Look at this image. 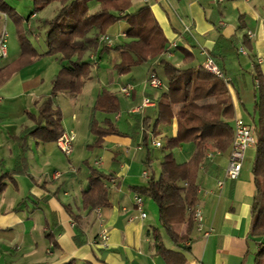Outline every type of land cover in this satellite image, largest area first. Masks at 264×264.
Wrapping results in <instances>:
<instances>
[{
  "label": "crops",
  "instance_id": "crops-1",
  "mask_svg": "<svg viewBox=\"0 0 264 264\" xmlns=\"http://www.w3.org/2000/svg\"><path fill=\"white\" fill-rule=\"evenodd\" d=\"M3 1L13 10L21 11L18 15L24 19L23 25L33 29L30 43L38 54H45L47 28L43 22L55 17L59 3L34 13L30 0ZM144 6L149 7L162 29L167 41L166 52L125 75L114 71L122 62L121 53L102 54L100 46L96 52L86 55L91 74L82 94L76 98L61 94L56 98V106L63 114V132L74 131L77 136L74 153L66 157L67 162L63 161L56 143L38 142L24 134L34 125L26 113L38 114L40 104L51 95L53 82L66 64L58 56H45L15 73L0 88V178L13 175L4 181L7 186L0 193V264L71 261L75 264H166L157 252L155 232L160 233L167 249L185 257V264L255 263L258 249L249 237L256 196L252 173L255 146L245 153L240 178L227 180L221 190L217 184L225 177L232 144L225 153L208 152L212 157L205 156L199 165L197 205L203 212L205 230L211 227L213 232L204 237L194 226L184 243L189 252L177 249L166 235L160 224L159 208L152 199L140 195L147 213V218L141 219L134 198L139 195L135 191L148 184L149 178L144 174L150 177L145 164L147 150L142 147L141 122L148 117L156 119L159 98L167 91L165 84L162 91L149 88L148 74L154 71L160 77L162 61L177 68L203 67L205 54L210 55L232 80L229 92L234 107L233 128L236 118L249 124L248 115L254 105L255 65L260 67L264 78V0H136L129 11L134 13ZM90 9L91 13L98 11L99 4L91 3ZM0 20L1 41L4 28L11 26V18L0 14ZM13 29L18 43L10 52L7 48L6 59H0V70L22 54L17 28L13 26ZM128 29L126 21L110 27L106 33L111 40L109 46L129 43ZM249 34L254 37H248L249 42L244 44L243 37ZM236 44L238 54L234 52ZM124 87L133 88L131 97L122 94ZM103 89L117 95L120 111L112 116L99 113L98 120L111 119L122 134L106 137L101 148H89L94 141L89 133L90 115ZM63 97L72 101L68 115L60 106ZM145 98L152 105L141 113H133ZM83 107H87V112L81 118ZM177 111L174 108V114ZM79 130L83 134L87 132L80 151L76 145L81 136ZM177 132L175 117L169 124L158 126L155 138L151 136L161 142V147L152 144L149 147L156 178L160 176L165 156L170 153L167 149L157 154L156 149L163 148L164 142L175 138ZM177 151L174 156L177 163L185 164L194 154L195 145L184 144ZM154 159L159 161V172L154 169ZM88 167L107 176L114 174V179L106 183L108 207H84L82 196L89 189ZM57 173L61 176L56 177ZM103 230L109 231L106 247L97 244ZM179 230L181 236L186 235L187 226Z\"/></svg>",
  "mask_w": 264,
  "mask_h": 264
},
{
  "label": "trees",
  "instance_id": "trees-1",
  "mask_svg": "<svg viewBox=\"0 0 264 264\" xmlns=\"http://www.w3.org/2000/svg\"><path fill=\"white\" fill-rule=\"evenodd\" d=\"M30 1L34 13L44 10L52 3L60 5L55 17L43 22L47 28V52L42 55L37 53L29 41L33 29L25 27L24 19L0 0V14L14 20L22 51L16 61L0 70V88L15 73L45 56H58L59 61L66 64L53 82L51 95L40 104L38 114L26 113L34 125L26 129L24 134L38 142L56 143L62 135L63 114L56 106V98L61 94H67L72 98L82 94L91 74V65L85 61L86 55L96 52L100 46L102 54L121 53L122 62L114 67V71L117 75H125L133 68L147 64L166 52V38L149 7L144 6L130 13L132 3L136 0ZM91 3L99 4V10L91 13ZM119 21L127 22L129 29L126 37L131 41L113 46L100 42L103 36H107L108 29ZM235 42L236 40L233 41ZM243 42L244 44L249 42L247 35L243 37ZM234 52L239 53L237 44ZM161 66L167 81V91L159 98L156 119L148 117L141 122L142 147L147 150L145 164L150 177L147 186L135 192L156 203L159 208L160 224L166 235L177 249L189 252L184 243L195 226L193 212L198 204L196 175L199 165L208 152L225 153L234 140V128L231 123L234 118V107L229 92L232 80L226 83L223 78L217 77L203 67L177 68L166 61H162ZM220 70L229 78L227 73L221 68ZM253 76L254 105L251 114L248 115L250 122L246 124L255 137L256 157L252 173L256 196L251 209L252 225L249 237L258 249L254 264H264V78L258 65L254 66ZM174 108H178L176 114ZM119 111L120 102L117 95L103 89L90 115L89 133L94 137V141L89 148H101L106 137L122 134L111 119L106 118L102 122L98 120L99 113L112 116ZM175 117L178 125L177 136L168 141L170 153L165 156L160 176L156 178L151 167L149 147L154 140L151 136L155 138L158 126L169 124ZM184 144H194L195 151L189 162L179 164L172 151ZM88 168L89 189L82 196L84 207L90 209L108 207L109 189L106 183L114 179V174L107 176L96 169ZM12 176L7 174L0 178V193L7 186L4 181L7 178L12 179ZM183 225L187 226V233L181 236L179 229ZM154 239L157 252L166 264H185V257L180 252L165 247L160 233L155 232Z\"/></svg>",
  "mask_w": 264,
  "mask_h": 264
},
{
  "label": "built area",
  "instance_id": "built-area-1",
  "mask_svg": "<svg viewBox=\"0 0 264 264\" xmlns=\"http://www.w3.org/2000/svg\"><path fill=\"white\" fill-rule=\"evenodd\" d=\"M217 2H221L222 0H213ZM249 38H253L254 35L249 34ZM100 42H106L107 45L110 44L111 40L108 36H103ZM7 34H3L1 41H0V57L5 58L7 56ZM175 46V45H174ZM244 53V51H242ZM206 61L204 63L203 68L207 71L211 72L212 74L216 75L219 78H223L226 83L230 82L231 79L225 77L215 63V61L207 54ZM147 85L154 89V90H162L164 89V82L161 78L157 75L156 72L152 71L148 74L147 77ZM121 92L126 97H131L133 93V88L131 87H124L121 89ZM152 105V101L149 98H145L143 100L142 106L137 107L132 112L133 113H141L142 110L148 106ZM76 133L74 131L63 132L60 138L57 140L56 144L58 149L61 153H63L66 157H70L74 153L75 141H76ZM152 145L154 147H161L160 141H153ZM255 145V137L250 129V127L245 123L242 118H236L234 120V140L231 145V151L229 153V161L228 165L225 170V177L223 180L218 181V189H223L225 182L229 181H236L240 178L242 169H243V162L245 159L246 151ZM208 159L212 157V154L208 153L206 155ZM56 177L61 176L60 173L55 175ZM146 178H149L147 173L144 174ZM134 204L137 211L140 213L141 219L147 218V213L144 211V199L140 195H136L134 198ZM193 221L196 226L198 232L202 233L204 237H209L210 234L213 232V229L210 227L205 230L204 227V218L203 212L200 206L196 205L193 212ZM109 241V231L103 230L99 236V241L97 244L101 245L102 247H106Z\"/></svg>",
  "mask_w": 264,
  "mask_h": 264
},
{
  "label": "rangeland",
  "instance_id": "rangeland-1",
  "mask_svg": "<svg viewBox=\"0 0 264 264\" xmlns=\"http://www.w3.org/2000/svg\"><path fill=\"white\" fill-rule=\"evenodd\" d=\"M8 2H9V0H7ZM17 8V7H16ZM15 12L17 13V14H21V11L20 10H15ZM10 28H7V27H5L4 28V33L5 34H7V44H6V47L8 48V51L10 52V49L12 48V47H14L18 42H17V40H16V33L15 32H13V26L16 28L17 26L15 25V23H14V21H13V19H11V22H10ZM17 32V31H16ZM0 59H6V58H1L0 57ZM8 60V59H7ZM158 73L160 74V77L162 78V80H163V82H164V84H165V89H167V81H166V78H165V76H164V74L162 73V72H160V71H158ZM150 88V87H149ZM88 90H90V89H88ZM88 90H87V92H88ZM162 90H164V89H162ZM162 90H158V91H162ZM165 92V91H164ZM91 93L89 92V94L88 95H90ZM120 99L122 100V102H123V98L120 96ZM60 106H61V109L64 111V113H65V115H68V113H70V110H71V106H72V101L69 99V98H65V97H63L61 100H60ZM86 112H87V107H83L82 109H81V112H80V114H81V118L82 117H84L85 116V114H86ZM72 121V120H71ZM71 123V122H70ZM80 132H81V130H79ZM82 132H81V136L79 137V139L77 140V142H76V145H77V150L78 151H80L81 149H82V147H83V144H85L84 142H85V136L87 137V132H86V134H83V136H82ZM167 143H168V141L167 142H164V147L163 148H158V149H156V153L157 154H163V153H165L166 151H167V149H168V147H167ZM178 149V148H177ZM177 149H174V156L176 157L177 156V154H178V151H177ZM84 151V150H83ZM173 152V151H172ZM144 153H146V152H144ZM62 155V157H63V161L64 162H67V158H66V156L62 153L61 154ZM174 157V158H175ZM154 169L156 170V171H160L159 170V161L158 160H156V159H154ZM161 172V171H160ZM145 203L147 204L148 203V200H146L145 201Z\"/></svg>",
  "mask_w": 264,
  "mask_h": 264
}]
</instances>
